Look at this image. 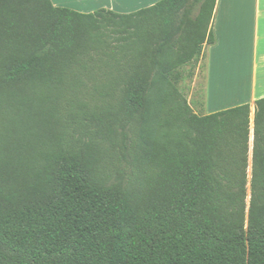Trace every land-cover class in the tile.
I'll return each instance as SVG.
<instances>
[{
    "label": "trees",
    "instance_id": "1",
    "mask_svg": "<svg viewBox=\"0 0 264 264\" xmlns=\"http://www.w3.org/2000/svg\"><path fill=\"white\" fill-rule=\"evenodd\" d=\"M216 1L0 0V264H264V97L248 176L250 104L178 88Z\"/></svg>",
    "mask_w": 264,
    "mask_h": 264
},
{
    "label": "crops",
    "instance_id": "2",
    "mask_svg": "<svg viewBox=\"0 0 264 264\" xmlns=\"http://www.w3.org/2000/svg\"><path fill=\"white\" fill-rule=\"evenodd\" d=\"M51 1L56 7L84 14L100 9L125 14L160 0ZM212 26L215 43L203 47L195 78L199 74L206 89V111L209 114L222 104L253 105L264 97V0H217ZM216 85L219 91L213 94Z\"/></svg>",
    "mask_w": 264,
    "mask_h": 264
},
{
    "label": "rangeland",
    "instance_id": "3",
    "mask_svg": "<svg viewBox=\"0 0 264 264\" xmlns=\"http://www.w3.org/2000/svg\"><path fill=\"white\" fill-rule=\"evenodd\" d=\"M198 62L194 68L192 66H187L183 69V80L179 84V91L180 93L186 98L188 104L192 108L193 112L198 115H206L208 112L206 111V106L204 104L205 98H206V89L200 80V75L198 74L199 79H195L197 76V70L199 68ZM192 74V75H190ZM243 79L246 78V74H241ZM218 90L217 85L212 89V92ZM217 93V92H216ZM214 99V97H212ZM226 98H223L225 100ZM233 98H230L231 101ZM221 106L218 107H223ZM226 106V105H225ZM253 113H254V107L251 104L250 105V135H249V168H248V176H250V169H251V148H252V140H253V134H252V128H253ZM248 200V198H247Z\"/></svg>",
    "mask_w": 264,
    "mask_h": 264
}]
</instances>
